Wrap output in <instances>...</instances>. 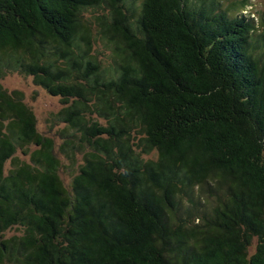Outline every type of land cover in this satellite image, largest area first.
Masks as SVG:
<instances>
[{"label":"trees","instance_id":"1","mask_svg":"<svg viewBox=\"0 0 264 264\" xmlns=\"http://www.w3.org/2000/svg\"><path fill=\"white\" fill-rule=\"evenodd\" d=\"M0 264H264V6L0 0Z\"/></svg>","mask_w":264,"mask_h":264},{"label":"rangeland","instance_id":"2","mask_svg":"<svg viewBox=\"0 0 264 264\" xmlns=\"http://www.w3.org/2000/svg\"><path fill=\"white\" fill-rule=\"evenodd\" d=\"M255 4L256 9H261L264 6V0H255ZM100 50H102V47ZM104 53L107 54L106 52ZM1 85L8 91L17 90L22 94L24 102L34 113L38 131L49 138H52L57 147L60 146L63 140L58 137V131L63 128V125L60 124L58 126H54L51 121V117L57 114L62 108L59 101L55 98H50L44 91L33 85L30 78L22 77L18 74L5 76L1 80ZM34 149L35 148L32 146H28L26 149V155L22 154V150H18L15 156L21 161H28V156ZM58 157L63 164H66V161L62 158V156ZM62 177L64 180H68L66 175H63Z\"/></svg>","mask_w":264,"mask_h":264}]
</instances>
